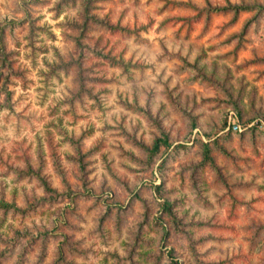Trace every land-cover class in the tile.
<instances>
[{
	"label": "clouds",
	"instance_id": "9594fccd",
	"mask_svg": "<svg viewBox=\"0 0 264 264\" xmlns=\"http://www.w3.org/2000/svg\"><path fill=\"white\" fill-rule=\"evenodd\" d=\"M0 264H264V0H0Z\"/></svg>",
	"mask_w": 264,
	"mask_h": 264
}]
</instances>
